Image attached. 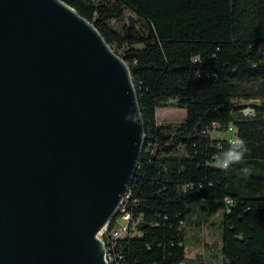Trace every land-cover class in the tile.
Listing matches in <instances>:
<instances>
[{
  "label": "trees",
  "instance_id": "trees-1",
  "mask_svg": "<svg viewBox=\"0 0 264 264\" xmlns=\"http://www.w3.org/2000/svg\"><path fill=\"white\" fill-rule=\"evenodd\" d=\"M61 1L126 63L144 124L127 191L135 225L114 264H185V219L201 201L228 208L220 264H264V0ZM169 108L185 120L158 125ZM212 123L246 142L240 163L213 167L230 144L210 137Z\"/></svg>",
  "mask_w": 264,
  "mask_h": 264
},
{
  "label": "water",
  "instance_id": "water-1",
  "mask_svg": "<svg viewBox=\"0 0 264 264\" xmlns=\"http://www.w3.org/2000/svg\"><path fill=\"white\" fill-rule=\"evenodd\" d=\"M126 63L61 0H0V264H107L137 170Z\"/></svg>",
  "mask_w": 264,
  "mask_h": 264
},
{
  "label": "rangeland",
  "instance_id": "rangeland-1",
  "mask_svg": "<svg viewBox=\"0 0 264 264\" xmlns=\"http://www.w3.org/2000/svg\"><path fill=\"white\" fill-rule=\"evenodd\" d=\"M245 104V111L252 110L251 102ZM185 118L186 110L183 108L160 109L156 112L158 125H175ZM232 135V132H216L211 133L210 137L214 140H224ZM226 212L228 208L217 206L215 201H201L192 206L184 227L185 264H194L199 260L204 264L221 263L222 222ZM119 225L117 222V226Z\"/></svg>",
  "mask_w": 264,
  "mask_h": 264
},
{
  "label": "built area",
  "instance_id": "built-area-1",
  "mask_svg": "<svg viewBox=\"0 0 264 264\" xmlns=\"http://www.w3.org/2000/svg\"><path fill=\"white\" fill-rule=\"evenodd\" d=\"M245 115L252 116L253 111H243ZM220 124L219 123H212L210 128L207 130V133L211 135V133L220 132ZM232 132L233 135L231 138L224 139L229 144L233 139L236 138V130L234 127H229L226 134ZM213 167L220 169L216 167L215 164H213ZM224 170V169H221ZM130 198V194L127 192L125 196L122 198L120 204L118 205V208L116 210V213L114 214V217H112L109 222L104 226L102 231L98 234L97 238L104 244L105 246V255L104 259L107 264H114V257L112 253V246L114 245V242L116 240H126L130 236L131 232L134 229L133 223H131V214L127 209L128 200ZM117 222L120 223L119 226H117Z\"/></svg>",
  "mask_w": 264,
  "mask_h": 264
},
{
  "label": "clouds",
  "instance_id": "clouds-1",
  "mask_svg": "<svg viewBox=\"0 0 264 264\" xmlns=\"http://www.w3.org/2000/svg\"><path fill=\"white\" fill-rule=\"evenodd\" d=\"M247 152L246 142L242 138L236 137L231 141L227 150L214 154L215 165L220 169H228L231 165L240 163ZM243 172L248 174L250 170L246 168L243 169Z\"/></svg>",
  "mask_w": 264,
  "mask_h": 264
},
{
  "label": "crops",
  "instance_id": "crops-1",
  "mask_svg": "<svg viewBox=\"0 0 264 264\" xmlns=\"http://www.w3.org/2000/svg\"><path fill=\"white\" fill-rule=\"evenodd\" d=\"M192 228L194 229V226H193ZM195 264H204V263H202V262L199 260V261H196Z\"/></svg>",
  "mask_w": 264,
  "mask_h": 264
}]
</instances>
